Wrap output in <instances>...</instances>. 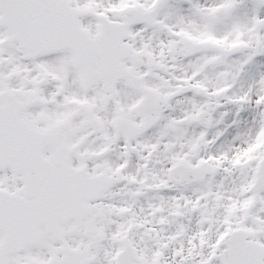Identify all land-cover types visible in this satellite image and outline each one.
Segmentation results:
<instances>
[{"label":"snow or ice","instance_id":"6c2138e0","mask_svg":"<svg viewBox=\"0 0 264 264\" xmlns=\"http://www.w3.org/2000/svg\"><path fill=\"white\" fill-rule=\"evenodd\" d=\"M0 264H264V0H0Z\"/></svg>","mask_w":264,"mask_h":264}]
</instances>
